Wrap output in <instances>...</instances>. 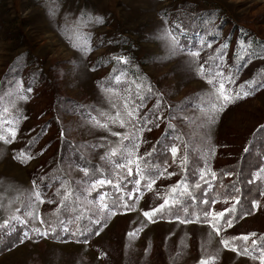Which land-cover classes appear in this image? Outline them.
<instances>
[{
	"label": "rangeland",
	"instance_id": "obj_1",
	"mask_svg": "<svg viewBox=\"0 0 264 264\" xmlns=\"http://www.w3.org/2000/svg\"><path fill=\"white\" fill-rule=\"evenodd\" d=\"M96 18L103 23H95ZM169 31L178 36L180 50H170L165 37ZM225 43L221 60L217 50ZM195 51L199 57L191 56ZM208 59L211 70L205 67ZM232 62L236 73L229 72ZM216 71L233 76L234 84L225 83L233 93L249 91V81L257 83L251 95L230 104L209 125L219 101L218 82L207 81ZM137 85L144 97L160 100L162 116L170 112L192 150L207 162L204 167L213 171L216 164L231 160L253 130L264 125V0H0V129L17 131L15 140H0V225L21 216L42 229L40 221L29 216L39 215L41 207L31 174L50 151L25 163L14 153L43 121L51 119V124L36 150L56 135L107 165L113 149L124 159L131 147L112 132L138 136V155L149 147L153 134L147 128L154 125L140 135L131 125L121 128L109 119L117 112L124 118L126 99L138 104ZM146 114L140 112L153 118L151 112ZM252 156L257 168L250 178L255 179L264 168V144ZM115 165L111 168L116 178L121 170ZM73 174L80 176L76 169ZM261 176L264 192V173ZM139 197L135 210L107 220V227L88 243L24 239L0 253V264H199L208 258H214L210 264H259L224 248L220 240L223 234L264 228V196L258 208L220 236L205 222H149L143 212L152 204L148 196ZM89 201L81 199L98 213L99 205ZM140 228L137 236H128Z\"/></svg>",
	"mask_w": 264,
	"mask_h": 264
},
{
	"label": "trees",
	"instance_id": "obj_2",
	"mask_svg": "<svg viewBox=\"0 0 264 264\" xmlns=\"http://www.w3.org/2000/svg\"><path fill=\"white\" fill-rule=\"evenodd\" d=\"M229 60H231V58ZM229 66L231 67L229 72L236 73L235 62H232ZM205 67L207 70L209 68V70L212 69L211 61L209 59L205 62ZM157 100L158 99L155 97H148L146 94L144 100L145 106L141 108L143 111L140 109V112H145L147 113L146 115H149L150 110L156 105ZM138 103H140V100ZM77 110L81 113L83 112L78 109V107ZM169 113L164 111V115L162 116L163 122L160 123L159 127H156V133H153L155 126H150L152 130L149 132H152L153 134L151 143L147 149L139 154V156L143 158L141 161V167L146 170L145 175H156L157 168L159 171H162L168 164H171V166L168 167V171L176 172V175L169 178L161 177L158 179L151 192L142 186L139 192L133 194L132 200H128L127 195H125V193L132 192L133 185L128 183V180L133 179L132 177L121 182L122 191L120 192H117L112 186H106L105 188L93 192L87 199L99 205V195L106 192L108 194L106 196V202L109 204H111L112 200H116L123 196L124 201L133 204L135 208L137 201L140 198L139 196L143 195L148 196L149 201L152 204L151 208H145L144 211H151L152 208L158 207L159 204L163 203L164 198H169L172 214L165 215L164 218L157 216L155 220H175L177 215L182 219L194 220L196 216L202 217L203 210L209 207L202 203L204 198L209 199L210 203L212 200L217 201L209 210L224 211L226 208H230L235 204L233 197L239 196L241 203L236 205L237 211L232 214L234 217L233 224H236L242 217L247 216L245 213L249 212V210H251L252 213L255 208H252L251 202L253 200H260L261 184L258 180L250 178L251 172L257 168V165L253 164L254 156H250L257 154L259 149L263 147L264 125H260L253 130L238 155H235L229 161L216 164L213 167V172H215L217 176L214 181H212L211 178L209 179L212 183L211 189H209L208 184L202 181L200 182L201 188L196 189L195 183L199 179V171L204 168L205 160L192 150L190 143L187 141L186 135L180 130L178 125L171 121ZM50 122L51 119H49V121H43L37 125L35 133L30 136L27 142L21 145L14 155L16 157L21 151H23L31 157H37L39 153L46 152L47 150L50 151L47 157L34 168L31 174L32 182L36 181L43 194V198L46 201L44 204H41L39 209V217L45 220V224H41L42 230L48 228L50 223L56 230L55 233L50 231L49 235L44 238L53 241L76 242V239L71 236V231L76 230L77 224H70V232L64 233L60 221L67 223L70 218L74 219L75 216H81V219L78 222L79 227L81 229H91L92 225L90 220L97 219L98 213L93 205L83 204L81 199H85V196L87 195L86 190L90 187L91 183L97 179L108 178L112 179L114 183H117L116 178L112 175L111 165H115L123 159L117 154L110 158L112 162L107 165L102 164L84 154L76 143L70 142L63 137L56 135H50L43 140V143L39 145L37 150L34 149L35 146H38L37 144H40V141L46 135L48 126L51 124ZM169 124H171V127H169ZM1 134H4L3 136L9 137L10 139V133L8 130L0 129V135ZM50 144H53L51 150L49 149L51 147ZM171 146H177L180 149L177 161L174 164L171 163L172 158L169 151ZM245 149H247V151H245ZM148 153H151V155H147ZM185 156L187 157L188 191L196 197L195 202H193L192 198L187 194L181 195L183 185H181V189H178L175 193L169 191L184 178L185 173L178 167V165L180 158ZM82 168L88 170L87 176L80 171ZM74 169L80 172L78 178L73 174ZM228 173H231V175H227ZM133 176L135 177V167H133ZM249 180H253V183L249 184ZM144 183V181H141V185ZM62 185L64 187H61ZM237 187L241 190L239 193L235 191V188ZM57 189H60L61 196L66 189L72 192V196L65 201V204L69 206L68 208L61 205V196L56 195ZM205 192L207 193V196L204 195ZM172 199H175L176 203H171ZM225 199L228 200L227 204L224 203ZM48 200H53L55 202L48 203ZM69 209H74V211ZM121 212L126 211L122 210ZM19 219L27 220L21 216H19ZM27 221L28 223L24 224L12 218L8 221L6 226H3V224L0 225V253L16 243H19L22 239L24 240L25 238L23 234L25 231L29 232V235L33 237L32 240H39L42 238L35 236L32 231L34 226L29 220ZM201 222L204 221L201 220ZM221 223H223V221H221ZM98 227L99 226L96 227V230ZM251 233L257 234L256 237H253V239H257V246H251V241H249L250 251H253V254L259 256L260 248L261 246H264V241L259 239L260 237H264V228L252 230L248 234H223V238L249 235ZM93 236L94 235H92L90 239H92ZM79 239L80 241H83L84 237L80 236ZM235 243L237 245L242 244L241 241H236ZM253 262H259V260L257 259Z\"/></svg>",
	"mask_w": 264,
	"mask_h": 264
},
{
	"label": "snow or ice",
	"instance_id": "obj_3",
	"mask_svg": "<svg viewBox=\"0 0 264 264\" xmlns=\"http://www.w3.org/2000/svg\"><path fill=\"white\" fill-rule=\"evenodd\" d=\"M95 23H103L102 18H96ZM165 37L167 39V42L169 44V48L172 52H175L179 49V39L178 36L172 32H166ZM243 44V42H241ZM208 47H211V45H207ZM228 48V44H222L220 46V49L217 50L218 56L223 60V54L225 50ZM191 56L193 57H199L200 53L199 51L191 52ZM118 62L121 63H127V61L123 57H118L116 58ZM211 59V57L209 58ZM217 69H219L221 66L217 65ZM199 72L201 75L204 74L205 68L204 65H200ZM119 80V78H117ZM214 81L218 82V90H217V99L219 101V106L215 107V111L212 115L208 117V123L209 125L215 124L217 120V116L219 113L223 112L230 104H234L237 100H241L244 98H247L249 95L252 94L253 91H255V88L252 86L256 84V81H249V91H242L241 92H235L233 93L230 89H227L225 87V83L229 84H234L235 79L233 78L232 75L225 76L223 71H216L215 76L212 79H208L209 84H213ZM241 89L243 90L244 85L240 86ZM27 92H31L32 88L28 87L26 89ZM147 92L149 94L152 93L151 87L147 89ZM136 96L140 100V103H134L129 99L125 100L124 103V118H121V113L117 112L115 117H110L109 119L112 121L113 124H116L118 122L119 127L124 128L127 125H131L133 128L137 129L142 135L143 130L147 125L152 124L155 127H159L160 123L163 122L162 119V114L159 112L160 109V100H157V103L155 105V108L153 110H150L151 116L153 117L152 119H149L148 116H143L141 117L140 115V109L145 106L144 100L145 97L142 94L141 87L140 85H137V91H136ZM21 100L26 101L27 96L26 95H21L20 96ZM131 104V106H130ZM171 116V114H170ZM140 125H143V127H140ZM103 128H108L107 124L101 125ZM169 127H171V124H169ZM148 131H151V128H147ZM10 133V139L15 140L17 131L16 129H9ZM112 136L119 137L121 142L124 140H128L131 143V147H129L124 153V159L122 163H118L115 165V168L117 170H121L117 173L116 180L117 183H114L112 179L108 178H101L93 181L90 185V187L86 190L87 195L85 196V199L87 200L88 197L92 195L93 192L97 191L98 189L105 188L106 186H112L113 188L116 189L117 192L122 191L121 189V182L126 180L129 177H132L133 179L128 180V183H131L133 185L132 192L125 193L127 195L128 200H132L133 194L135 192H139L141 187L143 186L146 188L149 192L153 190V186L156 184V181L160 179L161 177L163 178H169L173 175H176V172H169L168 167L171 166V164H168L162 171H159L157 168V174L156 175H145V169L141 167V161L142 157L139 156L138 150L140 147L139 143V137L134 136L130 133H121V132H112ZM9 137L0 135V140L5 141V143L10 142ZM155 151V149H154ZM170 154H171V163L174 164L177 161L178 158V152L180 149L177 146H171L170 149ZM247 151V149H245ZM112 156L117 155V152L115 149L112 150L111 152ZM147 155H151V153H148ZM211 155H215V150H211ZM21 163L26 162V160H30L31 156L26 154L25 152L21 151L16 157ZM207 164V162H205ZM133 166L135 167V177L133 176ZM178 167L185 173L184 178L179 181L175 186H173L169 191L171 193H175L178 189H181V185H183V189L181 191V195L187 194L189 197L192 198L193 202H195L196 197L188 191V184H187V157H181L180 162ZM126 170V172L124 171ZM84 173L85 176L88 175V170L85 168L80 169ZM264 173V168L260 169V172L256 173L255 175V180H260L262 178L261 174ZM227 175H231V173H228ZM210 176L211 180L214 181L216 179L217 174L211 170L210 167L205 166L202 170L199 171V179L195 183V188L200 189L201 188V181L208 184L209 189L212 188V183L207 177ZM141 181H144L145 183L141 185ZM249 184L253 183V180L248 181ZM33 187H34V197L35 201L38 202V204H44L46 201L43 198V194L41 190L39 189V186L37 185L36 181H33ZM61 187H64L63 185ZM235 191L239 193L241 190L240 188H235ZM57 196H61L60 189H57L56 192ZM108 194L101 193L98 197L100 203H99V211H98V218L94 220H90V223L92 225L91 229H81L79 227V220L81 219V216H75L74 219H69L67 223L64 221H60V224L62 226V231L64 233H69L70 232V224L76 223L77 228L74 231H71V236L76 239V242L80 243H88L89 239L91 238L92 235H99L100 231L103 230L104 227H107V220L111 219L113 216L117 215V213L123 211H133L135 210L133 204H129L126 201H124L123 196L119 197L116 200H112L111 204L106 202V196ZM207 196V193L205 192L204 194ZM261 196H264V192L260 193ZM72 196V192L69 190H65L63 195L61 196L60 203L62 206H65L68 208L65 204V201H67L70 197ZM235 200V204H233L232 207L226 208L224 211H211L209 210L212 205H214L217 201L212 200L211 203L209 199L204 198L202 200V203L204 205H208L209 207L207 209L203 210V215L201 216H196L195 219H182L180 216H176V219L179 220L180 224H186V223H200L201 220L204 222L210 224L211 228L215 231L217 236H220L222 231H227V229H230L233 227V213L237 211L236 205H239L241 203V199L239 196L233 197ZM48 203H54L55 201L53 200H48ZM91 203V201H89ZM171 203H176L175 199H172ZM225 204L228 203V200L225 199L224 201ZM252 208H258L260 206V201L259 200H253L251 202ZM74 211V209H69ZM16 211H19L17 209ZM186 211V210H185ZM227 213V215H226ZM172 214V209L170 207V199L169 198H164L163 203L159 204L158 207L152 208L151 211H144L143 216L147 218L149 222H156L155 218L159 216L160 218H164L165 215H171ZM251 210L249 212L245 213V215H250ZM29 216L32 217L33 220H39L40 224H45V220L41 219L38 214L29 213ZM13 219L18 220L20 223H28L27 220H20L19 217H12ZM223 221V223H221ZM8 224V221H4L3 226H6ZM99 226V230H96V227ZM34 232L35 236L37 237H47L49 235V232L51 231L52 233H55V227L52 226V224H49V227L46 229H41L39 227H34L32 229ZM142 231V228L136 229L132 232L128 233V236L131 238L133 236H137V234ZM24 238L31 240L33 237L29 235V232L25 231L24 232ZM256 233H251L249 235H242V236H231L229 238H222L220 240V243L224 246V248L229 249L232 252L237 253V255H243L249 257L251 260H259V264H264V246H261L260 248V253L259 256L253 254V251H250V246H249V241H251V246H257V239H253V237H256ZM83 236L84 240L80 241L79 237ZM261 241H264V237L259 238ZM236 241H241V245H237L235 242ZM23 243V239L20 241ZM214 258H208V259H201L199 264H210V261L213 260Z\"/></svg>",
	"mask_w": 264,
	"mask_h": 264
}]
</instances>
